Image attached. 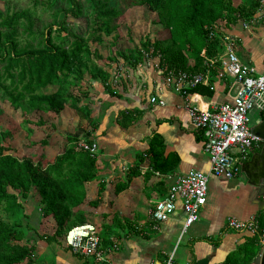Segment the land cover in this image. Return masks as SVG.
Listing matches in <instances>:
<instances>
[{
	"label": "trees",
	"instance_id": "obj_1",
	"mask_svg": "<svg viewBox=\"0 0 264 264\" xmlns=\"http://www.w3.org/2000/svg\"><path fill=\"white\" fill-rule=\"evenodd\" d=\"M56 1L44 4L51 7ZM64 1L66 6L52 11V20L42 29L34 27L37 19L34 10L10 13L0 10V103L21 115L15 130L0 126V264H36L33 256L36 247L28 244L29 240L36 237L48 242L59 240L70 227L87 222L88 213L81 210L80 205L87 202L96 208L99 201L95 198L87 200L86 185L95 183L100 195L106 189V182L99 178L97 153L77 148L76 142L80 138L97 141L99 136L95 132L99 122L92 116L90 105L84 103L90 91L85 76L89 81H99L107 97L121 98L124 77L115 90L106 84L104 65H98L92 59L95 56L100 60L101 56L96 49L91 51L90 43L100 44L103 36H109L116 29L112 22L122 9L109 6V0H89L91 21L87 35H83L66 24L67 15L72 18L84 15L81 1ZM124 3L127 7L142 6L155 13L164 36L143 39L139 45L118 53L116 50L108 62L121 57L128 69L135 68L143 61L142 52L152 49L161 68L158 75L169 70L203 71L204 61L216 56L221 49V40L209 36L214 24L236 25L242 19H249L259 7V0H239L236 4L233 0H124ZM49 87H54L53 91L46 92ZM192 90L206 95L212 93L207 85H197ZM65 108L73 110L87 127L78 126L74 133H63L64 140L52 160L44 161V147L54 133L58 134V127L51 121L52 131L44 130L38 140H31L35 129L44 126L45 121L41 116L36 120L30 117L37 112L55 120ZM136 119L128 109L118 111L117 121L122 128L130 126ZM17 129L25 132L28 146L38 143L42 150L29 156L17 155L16 147L11 145ZM164 152L162 137L151 132L148 147L137 158L138 164L147 158L146 170L140 172L137 164L132 166L124 180L114 184L113 194L127 189L134 176L142 175L145 181L155 171L166 174L173 169L177 157ZM159 183L164 184L163 181ZM35 196L41 215L51 218L50 234H40L30 224L26 203ZM101 215L110 220L103 224L104 234H99L101 246L114 245L112 240L130 233L122 225L126 220L117 212ZM258 246L256 235L243 243L240 254L226 256L224 263L248 264L256 256Z\"/></svg>",
	"mask_w": 264,
	"mask_h": 264
},
{
	"label": "crops",
	"instance_id": "obj_2",
	"mask_svg": "<svg viewBox=\"0 0 264 264\" xmlns=\"http://www.w3.org/2000/svg\"><path fill=\"white\" fill-rule=\"evenodd\" d=\"M229 30L234 37L239 39L240 57L245 62L250 63L258 72H261L264 69V32L261 25L254 24L249 28H242L239 21ZM189 61L191 64V59ZM124 81L123 92H121L119 99L115 96L107 97L101 83L98 86L100 92L97 90V94L100 93L102 96L99 104H103V107L106 108L105 115L95 130L99 134L96 138L97 141L95 140L97 142V155H99V178L106 182V191L101 193L100 198L104 197L105 199V192L107 191L112 190L113 193V187L110 186H114L118 181H123L125 174L132 166L137 164L140 172L146 170L147 158L139 164L137 158L138 154H144V150L148 147L151 132H156L162 137L164 154L173 153L178 161L175 167L166 174L155 171L158 174L154 172L149 177L147 176L145 181L142 175L132 177L129 187L115 195V197L117 196L114 201L116 208L113 212L104 206L109 205L107 201L104 204L99 203L96 208L87 202L80 205L79 208L88 213L87 222L90 223H92L91 219L95 213L100 218L102 213L112 214L114 212L120 216L127 214L130 217V214L136 210L148 215L147 222L150 225L145 222L148 225L146 229L136 231L132 229L134 224L129 225V222L127 224L131 228H129L130 233L126 237L112 240L114 245H102V248L111 249L108 251L110 261L113 264H163L165 259L172 255L175 264H221L224 263L229 254H240L243 243L255 238L256 234L248 230L231 229L226 226V220L228 217L238 220L254 217L260 228H264V195L256 198L258 187L254 184V180L257 179L263 166L262 159L257 156L263 145L262 140L249 149L234 177L225 178L208 174L205 203L200 209L198 220L186 230L181 232L183 211L179 202L169 219L155 224L149 218V210L154 205L150 204L151 200H159L165 194L169 183L176 174L188 170L207 173L209 157L203 151V133L193 126L184 107L182 97L163 84L157 72L141 67L128 69L127 75H124ZM209 82L214 86L211 95L191 90L192 103L197 104L196 102H198L197 105L201 108H211L230 100L226 87L228 82L224 78L217 77L214 71ZM94 91L92 93H96ZM104 91L105 93H103ZM151 95L161 97L165 104H150L148 98ZM125 108L137 119L130 126L122 128L118 124L117 114L118 111L126 110ZM62 114H67L66 108L61 112ZM249 117L252 121L251 126L261 122L264 120V109L250 110ZM110 118L111 120L115 119L113 124L116 133L113 134L114 136L112 135L113 140L110 138V130L107 127ZM58 119L60 122V117ZM98 143H100L99 148ZM116 172L121 173V175L116 176L118 179L112 183L113 179L111 180L109 175L112 173V176H115ZM107 175L108 177H106ZM160 181H163L164 184L159 183ZM86 187L87 200L94 199L90 196L92 183ZM31 204V201L26 203L27 213L30 216L31 226L35 228L37 225L32 220V214L34 215L36 212L33 211L34 205L31 206ZM35 205L40 211L39 206L36 203ZM40 215L37 218V221L41 222L39 226H41L43 219H51L42 215L40 217ZM134 221L132 219L131 223ZM50 222L52 223L51 220ZM123 223L122 221V225ZM147 229L157 232L156 237H151ZM175 236V244L172 246L171 242ZM28 244L36 247L33 255L36 264H86L85 261L88 264H97L90 256L84 257L72 252L70 248L63 245L61 240L48 242L36 237V239L29 240ZM41 256L43 257L38 262L37 257L40 258ZM47 259L50 263L47 262Z\"/></svg>",
	"mask_w": 264,
	"mask_h": 264
},
{
	"label": "built area",
	"instance_id": "obj_3",
	"mask_svg": "<svg viewBox=\"0 0 264 264\" xmlns=\"http://www.w3.org/2000/svg\"><path fill=\"white\" fill-rule=\"evenodd\" d=\"M263 3L264 0H259L256 13L249 19L240 20L242 28L258 24L264 32ZM213 27L209 36H216L221 40V49L216 56L204 61L203 71L193 73L184 70H169L165 72L166 74L159 75L163 84L182 97L193 126L203 133V151L209 157L207 173L188 170L176 174L165 194L149 210L150 220L157 224L169 219L179 202L183 211L181 232L199 218L200 209L206 199L208 174L225 178L234 177L249 149L261 141L258 135L250 131L249 112L252 109H264V69L258 72L240 57L239 39L234 37L229 30L233 25L226 27L224 22H219ZM142 54L143 61L138 62L136 67L148 68L159 74L161 68L152 49L143 51ZM109 65L106 71L108 75L106 84H110L115 90L121 78L127 75L128 68L121 57H115ZM214 71L217 77L224 78L228 82L226 87L230 100L211 108H201L191 102L190 92L197 85H207L210 90H213L214 86L209 79ZM148 102L157 105L165 104L161 97L154 95L148 98ZM76 145L77 148L87 150L91 154L97 153L95 140L88 142L80 138ZM155 174L158 173L155 172ZM226 226L237 231H251L258 235L259 247L264 244V228H260L254 217L246 220L228 217ZM154 227L156 228V225ZM63 242L72 252L84 257L90 256L97 264H113L108 257V251L111 249L102 248L98 230L93 223L85 222L70 227L64 235ZM163 264H175L173 256L169 255Z\"/></svg>",
	"mask_w": 264,
	"mask_h": 264
},
{
	"label": "rangeland",
	"instance_id": "obj_4",
	"mask_svg": "<svg viewBox=\"0 0 264 264\" xmlns=\"http://www.w3.org/2000/svg\"><path fill=\"white\" fill-rule=\"evenodd\" d=\"M36 1L37 4L33 5V2ZM51 0H0V10L3 12H11V11H17V10H24V9H30L34 10L35 17V28L42 29L41 27L50 22L52 19L51 17V12L54 11L55 9H58L59 7H65L66 6V1L64 0H57L56 3L54 2L51 7L48 6V4H44L45 2L50 3ZM81 1L84 9V15L79 17V18H72L70 15H67L66 17V24L69 25V27L74 31L78 33H82L83 35H87V31L89 29L90 25V18L91 15L90 13L92 12V9L90 8V1L89 0H79ZM239 0H233V3L236 4L238 3ZM109 6L116 7V8H121L122 13L117 17L113 19V25H116V29H114L109 36H103V42L100 44L96 43H90V49L93 51L94 49L97 50L99 55L101 56L100 60H97V58L94 56L92 57L93 61L98 64V65H104V70L105 72L107 71V68H109V62L108 58L110 56H114V52L117 50L118 51H123L125 49H131L133 45H139V42L142 41L143 39H156L157 37H163L164 34L161 33V26L157 23V17L155 13L148 11L146 8L142 6H133V7H127L124 3V0H109ZM34 7V8H33ZM62 16V13L60 14ZM119 58V57H118ZM114 61V60H113ZM136 68V67H135ZM131 69H134L131 67ZM108 77V75H107ZM87 81L90 84V91L88 93L87 98L84 100V103H88L91 108V114L97 122L100 123V121L103 119L105 115L106 108L103 107V104L100 105L99 101L102 96H100V93L97 94L100 88L99 86V81H89V78L85 76ZM137 78V76H136ZM139 81V80H138ZM54 87H49L46 88V92H51L53 91ZM95 90L92 93V91ZM105 93V91L103 92ZM196 102V101H195ZM199 104L198 102H196ZM100 106V107H99ZM67 114H62L60 116L61 121L57 124L56 120H52L49 115H40V113L33 112L32 116L30 117L31 120H36L39 116L44 118V126H40L31 135L30 139L31 140H38L39 137L44 135V130L47 131H52L51 127L49 126V123L55 122L57 125V133H54L52 137H50L49 144L44 147L45 150V158L43 159L44 161H50L53 158L54 152L57 150L58 146L61 143V140H64L63 133H74L76 132V127L81 126L83 128L87 127V123L83 120L80 121L77 116L74 114L73 110L66 108ZM103 110V111H102ZM21 120V115L18 112L12 111L10 108H8V105L3 103L1 105L0 103V126H4L5 128L13 129L15 130L17 124ZM113 121V122H111ZM115 119L111 120L108 124V128L110 130V138L113 140L112 135L115 134L114 132L115 125L113 124ZM116 123V122H115ZM252 121L249 120V127L251 126ZM25 132L21 131L20 129H17V132L15 135H13L11 145L16 147V154L17 155H31V154H37L42 150V147L36 143L35 145L28 146V139L25 137ZM81 134V133H80ZM114 136V135H113ZM116 136V135H115ZM100 147V143H98V148ZM38 156V155H37ZM99 158V155H98ZM103 171L105 169H102ZM105 174V173H102ZM113 174L111 173L109 175V178L112 180V183L114 180L118 179L116 176H120L121 173L116 172L115 176H112ZM108 177V175L106 176ZM109 187V186H108ZM113 187V186H110ZM92 189H90V196L95 198V200H98L99 203L104 204V203H109L104 205L107 208H110L111 212L115 210V195L112 193V190L109 192H105V199L104 197L100 198V194L97 193V188L95 183H92ZM106 188V187H105ZM106 191V189H105ZM91 192L93 193L91 195ZM99 195V196H98ZM94 200V199H93ZM155 200L157 199H152L150 204L153 205L155 203ZM31 201V206L34 205L33 211L36 212L34 215L32 214V220L36 222L37 227H35L37 230L39 229L40 234H50L52 231V223L48 219H43L41 226L39 224L41 222L37 221V218H39V215L41 214V211L37 210V207L35 203L37 202V196H35L34 199H29ZM107 201V202H106ZM28 202V201H27ZM149 204V205H150ZM110 206V207H109ZM152 207V206H151ZM27 208V207H26ZM147 208V206H146ZM28 211V209H27ZM99 213V211H97ZM121 212V211H120ZM101 214V213H99ZM38 216V217H37ZM97 218L95 219L94 218ZM92 217V223L96 226L98 233L100 235H103V224L106 222H110L109 219H104L102 216L98 214H94ZM120 216V214L118 215ZM41 217V215H40ZM122 219L124 218L126 220V223L124 222V228L125 230L131 228L129 225L134 224L132 229L134 230H143L144 228L146 229L148 225H150L148 220V215H146L144 212H141L140 210H136L135 212L130 214V217L127 216V214L123 215L121 214ZM94 218V219H93ZM135 220L134 222L131 223V220ZM23 220H25L23 218ZM90 220V219H89ZM130 220V221H129ZM130 224L128 225L127 223ZM145 222L148 223L145 224ZM139 224V225H138ZM137 225V226H135ZM39 227V228H38ZM151 228V227H150ZM149 231L148 233L150 234L151 237L155 238L157 232L151 231V229H147ZM63 245H65L64 241V236H61L59 238ZM176 240V236L173 239V242H171V245L174 246ZM57 244V243H56ZM58 245V244H57ZM43 256L40 258L37 257V261L40 262ZM47 262L50 263V261L47 259Z\"/></svg>",
	"mask_w": 264,
	"mask_h": 264
},
{
	"label": "water",
	"instance_id": "obj_5",
	"mask_svg": "<svg viewBox=\"0 0 264 264\" xmlns=\"http://www.w3.org/2000/svg\"><path fill=\"white\" fill-rule=\"evenodd\" d=\"M250 131L260 137L262 140V147L260 153L257 155L263 161L262 170L259 173L257 179L254 180V184L257 185L258 190L256 198L264 195V120L251 126ZM248 264H264V244H262L256 256Z\"/></svg>",
	"mask_w": 264,
	"mask_h": 264
}]
</instances>
